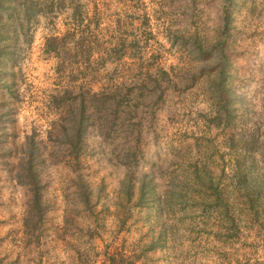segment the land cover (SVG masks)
Returning a JSON list of instances; mask_svg holds the SVG:
<instances>
[{
    "label": "rangeland",
    "instance_id": "rangeland-1",
    "mask_svg": "<svg viewBox=\"0 0 264 264\" xmlns=\"http://www.w3.org/2000/svg\"><path fill=\"white\" fill-rule=\"evenodd\" d=\"M0 264H264V0H0Z\"/></svg>",
    "mask_w": 264,
    "mask_h": 264
},
{
    "label": "trees",
    "instance_id": "trees-1",
    "mask_svg": "<svg viewBox=\"0 0 264 264\" xmlns=\"http://www.w3.org/2000/svg\"><path fill=\"white\" fill-rule=\"evenodd\" d=\"M52 42L50 45V48H56V42H61L59 40L58 37H52ZM70 53V52H69ZM70 57H76V54H70ZM54 98V97H53ZM55 98H57L55 96ZM54 98V99H55ZM80 111L82 112V114L84 113L83 110L80 108ZM68 114H70V117L73 116V112L68 110L67 111ZM75 117V114H74ZM81 123V121H80ZM63 135L69 139L73 138V141H76L78 144H82V139H83V135H84V129L83 126L78 127L77 131H75V134H71V132H69L67 129H64L63 131ZM27 155H28V165L26 166V168L24 169V171H26L24 174H20L18 177V180L20 183L24 184V185H30V189L33 193V198H34V205L39 206V208H43V198L41 195V191H40V181H39V170L37 167V162H43V154L40 151V147L35 145L34 140L29 141L28 143V147L26 149Z\"/></svg>",
    "mask_w": 264,
    "mask_h": 264
}]
</instances>
